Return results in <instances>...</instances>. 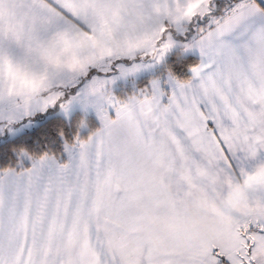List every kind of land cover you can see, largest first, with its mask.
I'll use <instances>...</instances> for the list:
<instances>
[{"label": "snow or ice", "instance_id": "snow-or-ice-1", "mask_svg": "<svg viewBox=\"0 0 264 264\" xmlns=\"http://www.w3.org/2000/svg\"><path fill=\"white\" fill-rule=\"evenodd\" d=\"M178 43L200 53L191 79L113 94ZM17 73L43 86L21 94ZM76 104L101 126L66 162L22 150L30 168L0 170V264H264V0H203L190 20L0 0V134Z\"/></svg>", "mask_w": 264, "mask_h": 264}, {"label": "trees", "instance_id": "trees-1", "mask_svg": "<svg viewBox=\"0 0 264 264\" xmlns=\"http://www.w3.org/2000/svg\"><path fill=\"white\" fill-rule=\"evenodd\" d=\"M198 64V57L175 50L151 77L164 78L171 72L177 79L188 80L192 78V69ZM151 77L146 76L140 79L137 83L138 89L148 86ZM56 111V108L49 109L40 117L38 116L43 119L34 128L13 138L6 136L0 140V170L14 168L20 171L29 168L32 162L29 158L21 156L22 150L33 155L49 153L59 157L64 151L66 142L74 143L77 136L87 139L100 127L93 116L83 117L80 114H73L66 119Z\"/></svg>", "mask_w": 264, "mask_h": 264}, {"label": "rangeland", "instance_id": "rangeland-1", "mask_svg": "<svg viewBox=\"0 0 264 264\" xmlns=\"http://www.w3.org/2000/svg\"><path fill=\"white\" fill-rule=\"evenodd\" d=\"M178 40H180L181 38H177ZM175 50H181L182 53H185L187 54V52H190V51H187L185 52L183 50V48L181 46H179V43L177 45V47L173 48L169 53L168 55L166 56L165 60L167 59V57L170 55L171 52L175 51ZM191 51H194V50H191ZM165 62V61H164ZM163 62V63H164ZM163 63L155 66L154 68L152 69H149V70H146V71H143L139 74H137L136 76L134 77H129L128 79H121V80H118L116 82V84L113 86V94L115 96H117L119 99L121 100H127L129 96H132L134 95L135 93H139L141 90L143 89H150L151 88V81L153 79H160L161 81V85L162 87L166 90V91H170L171 88H170V85H168L167 81H168V75L165 76L164 78H155V77H151L154 75V73L156 72V70L161 67L163 65ZM151 77L150 81H149V85L148 86H145V87H141V89H138V81L144 77ZM56 108V113L63 116L64 118L66 119H69L73 114H80L82 115L83 117H88V116H93L100 124V121L96 115V112L94 109H91L89 108L87 111L84 110V108L79 105V104H76V105H73L70 109L69 112L65 113L59 106H56L54 107ZM50 109H53V108H50ZM44 113H38L36 116H34L32 119H31V122L29 123L28 121H25L24 124H21V125H16L14 126L13 130L12 131H5L4 133L0 134V140H2L4 137L8 136L10 138H13L27 130H30L32 128H34L35 126H37L41 120L43 118H39L40 115H42ZM39 116V117H38ZM101 126V125H100ZM75 143V142H74ZM59 160H64V159H68V155H67V152H66V149L64 147V151L62 153V155H60L59 157H57Z\"/></svg>", "mask_w": 264, "mask_h": 264}, {"label": "clouds", "instance_id": "clouds-1", "mask_svg": "<svg viewBox=\"0 0 264 264\" xmlns=\"http://www.w3.org/2000/svg\"><path fill=\"white\" fill-rule=\"evenodd\" d=\"M152 4L153 14H157V9L160 12H166L173 16H179L182 19L190 20L198 13L203 0H150ZM76 58L72 57L69 66H75ZM46 83V81L44 82ZM43 85L39 78H33L30 75L17 73L15 88L21 94H31L33 90L41 88ZM5 95H7V88H5Z\"/></svg>", "mask_w": 264, "mask_h": 264}, {"label": "crops", "instance_id": "crops-1", "mask_svg": "<svg viewBox=\"0 0 264 264\" xmlns=\"http://www.w3.org/2000/svg\"><path fill=\"white\" fill-rule=\"evenodd\" d=\"M187 54H191V55H194V56H196V57H198L199 58V62H200V60H201V57H200V53H199V51L198 50H194V51H190V52H187ZM191 74L193 75V72L191 71ZM67 160H65V162H66ZM31 167V166H30ZM29 167V168H30Z\"/></svg>", "mask_w": 264, "mask_h": 264}]
</instances>
